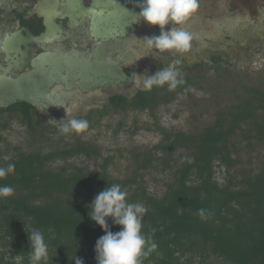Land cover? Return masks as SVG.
I'll return each instance as SVG.
<instances>
[{
	"label": "trees",
	"instance_id": "obj_1",
	"mask_svg": "<svg viewBox=\"0 0 264 264\" xmlns=\"http://www.w3.org/2000/svg\"><path fill=\"white\" fill-rule=\"evenodd\" d=\"M184 80L174 91L154 87L132 105L124 101L122 114L169 103L194 84L190 77ZM247 90L248 98L219 111L215 121L198 133L162 130L157 145L135 153L136 166L123 179L108 173L111 157L104 159L98 173L45 167L56 152L64 158L97 153L85 145L53 154L19 153L10 161L0 157V166L15 164V171L0 179V185L14 189L11 196L0 198V264H30L27 233L34 230L43 233L48 245L42 264H74L76 256L84 264H97L95 244L104 232L89 219L88 205L113 183L127 190L128 202L147 208L142 232L158 247L142 258V264H264V155L255 171L231 172L239 163L232 156L236 144L231 141L237 131L248 130L249 138L264 143V89ZM178 151L186 155L181 163L174 160ZM154 162L166 169L176 164L160 197L148 191L144 179V171ZM221 166L226 168L225 183L214 176ZM200 209L210 213L207 220L200 219ZM108 224L111 231L120 230L111 218Z\"/></svg>",
	"mask_w": 264,
	"mask_h": 264
},
{
	"label": "flooded vegetation",
	"instance_id": "obj_2",
	"mask_svg": "<svg viewBox=\"0 0 264 264\" xmlns=\"http://www.w3.org/2000/svg\"><path fill=\"white\" fill-rule=\"evenodd\" d=\"M142 3L143 0H0V90L10 81L36 72L52 99L56 100L59 91L68 94L64 110L59 111L26 102L0 106V135L11 128V121L29 132L42 123L53 124L57 134L56 121L66 118L65 109L72 110L73 118L86 119L88 123L100 122L106 116L119 118L124 101L132 105L138 95L150 92L134 84V74L151 75L180 60L178 67L183 78L192 79V69H203L208 64L206 59L212 64L217 59H231L229 53L217 51L216 42L241 46L251 27L264 33V0H199L197 12L180 26L193 36L190 50L184 54L168 51L156 58L144 56L136 38L159 35L160 29L143 21L135 22ZM116 16L120 23L123 18L129 21L133 17L134 24H127L124 34H119ZM244 18L245 26L239 21ZM171 27L170 23L165 30ZM256 38L259 46L263 44L260 36ZM70 53L82 61L100 60L109 79L87 89L65 87L58 82L57 63L59 56ZM232 53L235 57L240 54ZM49 68L47 78L43 71ZM123 71L124 80L120 76Z\"/></svg>",
	"mask_w": 264,
	"mask_h": 264
},
{
	"label": "rangeland",
	"instance_id": "obj_3",
	"mask_svg": "<svg viewBox=\"0 0 264 264\" xmlns=\"http://www.w3.org/2000/svg\"><path fill=\"white\" fill-rule=\"evenodd\" d=\"M239 21L240 25H247L245 18ZM256 32L251 27L248 32L250 35L244 34L245 41L241 46L238 43L228 45L216 42L217 51L230 54V60L223 59L229 65L226 61L212 64L206 59L208 64L203 69H192L194 84L187 93L179 94L174 100L160 104L154 110L129 111L119 118L106 116L100 122H89V127L82 133L67 135L56 134L53 124L37 125L33 133L24 126L20 127L16 121H11V128L0 135V157H15L19 153L29 152L53 154L70 146L85 145L97 153H75L64 158L56 152L45 167L56 170L63 168L67 173L76 172L78 168L98 173L104 159L111 157L108 173L123 179L131 175L136 166L135 153L151 150L157 145L163 139L162 130L198 133L205 125L215 121L219 111L248 98L251 95L247 90L249 87L264 89V33ZM257 35L263 43L260 46L256 41ZM232 52L240 54L235 57ZM84 109L87 111L88 107ZM59 127L58 124L57 129ZM247 131H237L231 138L236 144L232 156L239 159L231 172L234 169L255 171L264 155V143L249 138L250 132ZM157 155H160V151H157ZM174 160L181 163L186 160V155L178 151ZM152 164L154 166L144 171V179L148 191L160 197L166 190V183L171 181V172L176 164L170 169L161 167L158 162ZM215 170V179L225 183L226 168L221 166Z\"/></svg>",
	"mask_w": 264,
	"mask_h": 264
},
{
	"label": "clouds",
	"instance_id": "obj_4",
	"mask_svg": "<svg viewBox=\"0 0 264 264\" xmlns=\"http://www.w3.org/2000/svg\"><path fill=\"white\" fill-rule=\"evenodd\" d=\"M139 7L135 22L143 21L160 29L159 35L136 38L141 42L145 51L144 56L152 55L156 58L168 51L184 54L190 50L193 36L180 26L197 12L199 0H143ZM170 23L172 27L165 30ZM180 63V60H175L151 75L134 74L133 82L143 91H151L154 87H166L169 92L174 91L185 83L178 67ZM65 113V119L56 121L60 125L58 128L60 135L79 134L89 127L86 119L73 118L71 109H65ZM4 160L10 161L11 157L5 156ZM14 171V163L9 162L5 166H0V179ZM13 193L14 189L11 186L0 185V198L11 196ZM127 196V190H122L120 184H107L88 205L89 219L104 232L95 244L97 264H142V258L147 257L158 247L151 236H146L142 232V222L147 208L138 202H128ZM198 215L201 220H207L210 213L200 209ZM108 218H111L113 225L119 226V231L110 230ZM27 234L30 264H42L48 258V245L44 235L39 230ZM74 264L84 262L76 256Z\"/></svg>",
	"mask_w": 264,
	"mask_h": 264
},
{
	"label": "water",
	"instance_id": "obj_5",
	"mask_svg": "<svg viewBox=\"0 0 264 264\" xmlns=\"http://www.w3.org/2000/svg\"><path fill=\"white\" fill-rule=\"evenodd\" d=\"M113 18L114 15L111 19ZM116 18V21H119L118 24H120L118 26L121 28L117 31L119 34H124V30L128 28L127 24L131 26L134 24L133 17H130L129 21L127 17L123 18L122 23H120L118 16H116ZM100 20L102 19L99 18V21ZM109 23L111 24V22ZM107 35L108 34H105V36ZM97 51H99V49H97ZM76 55L77 54H74L73 58L71 57V53L65 56H59L57 63L58 82L63 83L67 88L79 86L81 89H87L93 87L95 84H103L109 79L110 74L105 72V67H103L100 60L82 61L79 60ZM43 72L47 75V78L50 77V68ZM120 76L123 80L126 79L124 71ZM43 84V80L39 81V78H37L36 72L28 73V75L22 76L18 80L10 81L5 85L6 87L0 90V106H7L17 102H26L35 107L43 104V107L51 111L64 110L68 94L59 91L56 100H54L43 88Z\"/></svg>",
	"mask_w": 264,
	"mask_h": 264
}]
</instances>
